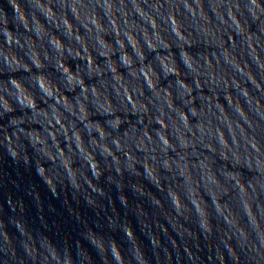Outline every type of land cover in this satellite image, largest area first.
<instances>
[{"label":"clouds","instance_id":"9594fccd","mask_svg":"<svg viewBox=\"0 0 264 264\" xmlns=\"http://www.w3.org/2000/svg\"><path fill=\"white\" fill-rule=\"evenodd\" d=\"M0 264H264V0H0Z\"/></svg>","mask_w":264,"mask_h":264}]
</instances>
